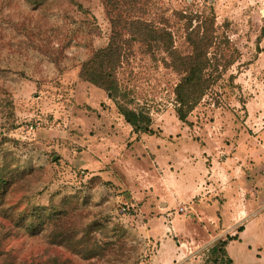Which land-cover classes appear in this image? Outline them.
Masks as SVG:
<instances>
[{
	"label": "rangeland",
	"instance_id": "obj_1",
	"mask_svg": "<svg viewBox=\"0 0 264 264\" xmlns=\"http://www.w3.org/2000/svg\"><path fill=\"white\" fill-rule=\"evenodd\" d=\"M109 11L164 26L183 53L184 26L213 21L207 73L226 67L184 119L162 51L153 59L135 42L116 70L151 133L78 77L109 41ZM0 102V246L17 260L208 264L204 248L237 234L233 262L264 263V0H0ZM42 210L90 224L102 254L51 242Z\"/></svg>",
	"mask_w": 264,
	"mask_h": 264
},
{
	"label": "trees",
	"instance_id": "obj_2",
	"mask_svg": "<svg viewBox=\"0 0 264 264\" xmlns=\"http://www.w3.org/2000/svg\"><path fill=\"white\" fill-rule=\"evenodd\" d=\"M111 5L124 3L129 5L136 0H106ZM112 11V9H111ZM109 11V21L111 25V34L108 43L99 49H95L79 63L78 77L82 81L104 91L115 103L117 111L122 114L124 120L131 126L135 133H151V118L147 111L138 107L131 108L126 105L130 99L127 97L129 89L123 88L116 77V70L121 66L129 48L135 42L140 43L155 59V51H162L167 59L161 57L162 63L170 67L177 75V82L173 87L176 100L175 112L180 119H184L188 111L199 101L205 89L212 81V77L219 75L224 70L226 64H219L218 60L213 65V71H217L214 76L212 71L207 73L209 57L208 49L214 42L213 21H203L196 23L193 27L185 25V40L189 45V51L183 53L173 46V40L170 32L162 25H154L137 15H125L120 11L112 13ZM108 12V9H107ZM190 20V19H189ZM33 46V43H29ZM47 56L57 64V56L52 52H47ZM0 106H2L0 102ZM7 180L0 174L1 189H6ZM0 189V190H1ZM1 203V202H0ZM6 209L0 208V213H7ZM44 222L47 225V236L51 242L57 237V243L70 248L76 254L83 258H91L98 255L102 247H99L96 241H93L92 235H88L90 224H83L74 220L66 212H44ZM22 218L20 214L15 219V224ZM29 229L34 225L28 224ZM7 226L0 223V241L7 234ZM5 235L3 237V233ZM237 234H227L225 238H218L204 248L206 254L205 260L208 264H235L228 255L226 246L228 242L235 239ZM0 264H61L56 257L49 256L43 260L35 258L17 260L9 251L0 246Z\"/></svg>",
	"mask_w": 264,
	"mask_h": 264
},
{
	"label": "crops",
	"instance_id": "obj_3",
	"mask_svg": "<svg viewBox=\"0 0 264 264\" xmlns=\"http://www.w3.org/2000/svg\"><path fill=\"white\" fill-rule=\"evenodd\" d=\"M227 247V246H226ZM264 264V263H263Z\"/></svg>",
	"mask_w": 264,
	"mask_h": 264
}]
</instances>
